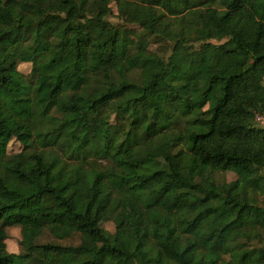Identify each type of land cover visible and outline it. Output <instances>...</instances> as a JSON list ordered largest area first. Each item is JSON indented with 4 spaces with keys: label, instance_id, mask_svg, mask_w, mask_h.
Wrapping results in <instances>:
<instances>
[{
    "label": "trees",
    "instance_id": "16d2710c",
    "mask_svg": "<svg viewBox=\"0 0 264 264\" xmlns=\"http://www.w3.org/2000/svg\"><path fill=\"white\" fill-rule=\"evenodd\" d=\"M256 114L264 0H0V264H264Z\"/></svg>",
    "mask_w": 264,
    "mask_h": 264
},
{
    "label": "rangeland",
    "instance_id": "374dc122",
    "mask_svg": "<svg viewBox=\"0 0 264 264\" xmlns=\"http://www.w3.org/2000/svg\"><path fill=\"white\" fill-rule=\"evenodd\" d=\"M113 21L118 22V20L113 19ZM19 70L25 74V75H30L31 72V65L30 64H25V63H21L19 65ZM215 99V97L213 98ZM21 146L19 144H14L13 142L10 144L9 146V153L10 154H14V153H18L21 151ZM156 155H158L159 157H165L164 152H162L161 150H157L156 151ZM236 178V176L233 173H229L228 174V180L232 181ZM185 200V198L183 199ZM127 210L129 211V208L127 207ZM101 228L113 233L115 231V225L113 223H102L101 224ZM8 240L7 242V250L9 253L12 254H20L22 252V248L20 245V242L22 240V235H21V228L20 227H13V228H9L8 229ZM41 243H62L63 245H77L79 242V237L76 236L71 240L68 241H63V242H59L56 241L55 239H53L49 234H45L42 238H41Z\"/></svg>",
    "mask_w": 264,
    "mask_h": 264
},
{
    "label": "built area",
    "instance_id": "2783aa9c",
    "mask_svg": "<svg viewBox=\"0 0 264 264\" xmlns=\"http://www.w3.org/2000/svg\"><path fill=\"white\" fill-rule=\"evenodd\" d=\"M255 122L257 123L259 128L264 130V115L256 114L255 115Z\"/></svg>",
    "mask_w": 264,
    "mask_h": 264
}]
</instances>
